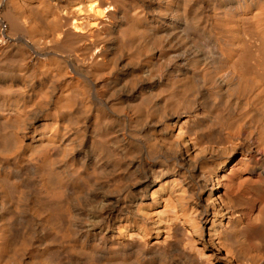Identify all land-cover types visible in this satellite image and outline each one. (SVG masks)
<instances>
[{
  "label": "bare ground",
  "instance_id": "6f19581e",
  "mask_svg": "<svg viewBox=\"0 0 264 264\" xmlns=\"http://www.w3.org/2000/svg\"><path fill=\"white\" fill-rule=\"evenodd\" d=\"M0 264H264V0H0Z\"/></svg>",
  "mask_w": 264,
  "mask_h": 264
},
{
  "label": "rangeland",
  "instance_id": "374dc122",
  "mask_svg": "<svg viewBox=\"0 0 264 264\" xmlns=\"http://www.w3.org/2000/svg\"><path fill=\"white\" fill-rule=\"evenodd\" d=\"M257 59H258V58H257L256 56H254V61H255V62H257Z\"/></svg>",
  "mask_w": 264,
  "mask_h": 264
}]
</instances>
